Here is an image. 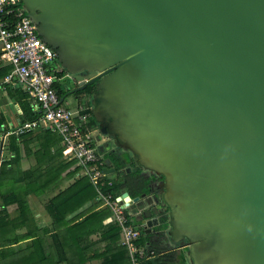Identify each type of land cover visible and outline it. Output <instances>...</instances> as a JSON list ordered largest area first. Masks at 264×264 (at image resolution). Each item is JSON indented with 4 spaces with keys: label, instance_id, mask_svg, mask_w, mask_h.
<instances>
[{
    "label": "water",
    "instance_id": "water-1",
    "mask_svg": "<svg viewBox=\"0 0 264 264\" xmlns=\"http://www.w3.org/2000/svg\"><path fill=\"white\" fill-rule=\"evenodd\" d=\"M21 1L68 73L95 74L67 94L95 83L97 144L162 177L119 196L145 230L166 210L190 264H264V0Z\"/></svg>",
    "mask_w": 264,
    "mask_h": 264
},
{
    "label": "trees",
    "instance_id": "trees-1",
    "mask_svg": "<svg viewBox=\"0 0 264 264\" xmlns=\"http://www.w3.org/2000/svg\"><path fill=\"white\" fill-rule=\"evenodd\" d=\"M10 70V65H0V80L4 78ZM56 88L58 89L60 97L65 96L69 91L60 83H56ZM95 89L96 85L93 83L80 92L78 91V101L84 102L88 106L87 112L91 115V126L97 125L91 108V97ZM15 90L17 93V100L23 111L20 116L21 123L37 119L40 113L34 110L28 93L21 88H15ZM3 122L4 120L0 121V128ZM12 141V145L6 147L4 151L8 152L12 150V152L17 154L18 146L15 137ZM108 157L111 162L110 165H113L117 171L128 166L126 160L120 159L114 154ZM9 164L12 165L11 169L8 167ZM14 164V162H10L7 159L2 163L0 168V183L5 182L8 176L10 177L12 173H15ZM110 165L107 164L104 158V169L107 170L111 167ZM129 166L135 167L132 159L129 162ZM5 171H7V173H5ZM141 171L140 168H135V170L123 177L121 175L118 178L109 176L105 179L106 183L102 189L104 192H110L114 197H118L133 184L136 190L138 189L137 192L133 191L131 193L133 196H140L143 193H148L149 179L139 181L133 180L134 183H131L133 182L131 180H127V178L131 179V177L141 175ZM21 180H24V178H15V182ZM80 180L90 182L87 176L81 177ZM109 180H112V184H108ZM32 182L33 181H28L24 186L20 185V188H29L32 186ZM90 184L92 193H89V197L100 204V202L96 200V189L91 182ZM65 190L55 195L47 204L48 211L52 217L51 227L45 226L43 228H33V230H29L27 233H15L7 240L4 239L7 231L13 230L12 232L14 233L15 230H17L16 225H14L13 229H6L7 226H12V221L7 218V205L18 202L19 213H21L20 215L22 216V224H28V214L26 211L29 207L25 199L17 197L16 193L12 194L10 197L3 196V201L0 203V264H92L94 260H100L101 264H130L128 249L121 243L120 226L115 220L109 223L103 222L111 214L110 209L104 207L101 211L87 214L82 220L69 225L71 220L65 221L62 210L60 209L62 199L68 197V191ZM64 202H66V199ZM138 209V206L132 205V207L125 210V213L129 223L140 229L137 245L144 247L148 255L144 264H189L185 251H177V248H174L177 244L171 242L169 236L165 232L168 227L167 211L163 210L162 212H158L159 224L154 226L151 232H147L145 229L141 228L142 222L137 218ZM130 211H133L132 214ZM97 220L98 223L96 224ZM93 234L98 235L96 240L91 238ZM25 237L31 241L26 244L19 243Z\"/></svg>",
    "mask_w": 264,
    "mask_h": 264
},
{
    "label": "built area",
    "instance_id": "built-area-1",
    "mask_svg": "<svg viewBox=\"0 0 264 264\" xmlns=\"http://www.w3.org/2000/svg\"><path fill=\"white\" fill-rule=\"evenodd\" d=\"M57 62L56 50L42 40L37 26L26 14L22 1L0 0V63L11 66L2 84L23 88L34 110L40 113L37 119L2 132L0 168L5 160L4 139L8 135H22L39 126L58 133L64 152L77 160L96 189V200L111 210L112 219L120 226L121 243L128 249L130 264H144L148 255L144 247L137 245L140 229L129 223L125 213L130 205L127 202L121 203L119 196L114 197L102 189L108 175L104 170V157L97 146V126L90 125L88 106L80 101L73 106H65L60 102L56 83L69 90L89 78H77ZM108 184H112V180ZM141 228H147L145 222L141 223Z\"/></svg>",
    "mask_w": 264,
    "mask_h": 264
},
{
    "label": "crops",
    "instance_id": "crops-1",
    "mask_svg": "<svg viewBox=\"0 0 264 264\" xmlns=\"http://www.w3.org/2000/svg\"><path fill=\"white\" fill-rule=\"evenodd\" d=\"M0 65L4 64L0 63ZM3 79L0 80V121L4 120L0 128L1 142L3 141L2 132L22 124L20 116L23 112L17 100L15 90V88L21 87L13 84H2ZM71 103L69 104L70 106L75 104L74 101H71ZM14 137L18 146L17 154L12 152V150L8 152L4 151V159L15 163V173H12L10 177L8 176L5 182L0 183V203L3 201V196L10 197L14 193H16L17 197L25 199L29 207L26 211L28 214V224L21 223L22 216L19 213L18 202L8 204L6 207L7 218L12 221V226H7L6 229H13L14 225H16L17 230L14 233L12 232L13 230L7 231L4 237L5 240L12 237L15 233H27L29 230H33V228L51 227L52 217L48 211L47 204L50 199L65 189V191H68V197H64L66 202H64V198L62 199L60 209L65 221L71 220L69 225L82 220L85 215L101 211L105 207L100 206L93 198L89 197V193H92L91 184L89 181L80 180L81 177H85L86 175L77 160L64 152V145L58 133L50 130L48 127L39 126L22 135H8L4 139V149L12 145ZM98 138H100V135L98 136L97 134L96 139L98 140ZM103 141L97 144V146L101 145L103 147L104 151H101V154L106 159L107 164L110 165L111 162L108 156L114 153L109 150ZM124 157L128 166L120 170L122 177L133 171L131 169L130 172H127V167H130L129 153H125ZM110 166V169L114 168L113 165ZM8 167L11 169L12 165L9 164ZM15 178H24V180L15 182ZM28 181H33L31 187L20 188V185L24 186ZM127 189L131 193L138 191L133 184ZM130 213L132 214L131 211ZM137 218L138 220L140 219L138 214ZM112 221L114 220L111 213L103 222L109 223ZM140 222L142 221L140 220ZM97 223L98 220L96 221ZM97 237V234H93L91 238L96 240ZM120 239H122V236H120ZM30 241L25 237L19 243L26 244ZM92 264H101V261L94 260Z\"/></svg>",
    "mask_w": 264,
    "mask_h": 264
},
{
    "label": "flooded vegetation",
    "instance_id": "flooded-vegetation-1",
    "mask_svg": "<svg viewBox=\"0 0 264 264\" xmlns=\"http://www.w3.org/2000/svg\"><path fill=\"white\" fill-rule=\"evenodd\" d=\"M93 75H95V74H93ZM95 84V83H94ZM76 87H78V85L77 86H75V87H73V88H71V90L72 89H75ZM87 87V86H86ZM81 91V90H80ZM79 91V92H80ZM69 92V91H68ZM71 94V96L73 97V98H75L76 99V102L79 100V94H78V91L77 92H73V93H70ZM65 99H66V97H65ZM132 168H134V167H132ZM126 175V174H125ZM149 174L147 173L145 176H143V175H136L135 177H131V179L130 178H127V180H131V181H133V180H135V181H139V180H145V179H148V176ZM149 180L151 181V185L153 186V188H154V190H159L160 189V187L158 186V184L160 183V181H161V178L160 177H154V176H150L149 177ZM131 183H134V181L133 182H131ZM149 197H151V196H149ZM149 199V198H148ZM151 200H153V198H150ZM162 209V208H161Z\"/></svg>",
    "mask_w": 264,
    "mask_h": 264
},
{
    "label": "rangeland",
    "instance_id": "rangeland-1",
    "mask_svg": "<svg viewBox=\"0 0 264 264\" xmlns=\"http://www.w3.org/2000/svg\"><path fill=\"white\" fill-rule=\"evenodd\" d=\"M58 63V62H57ZM60 64V63H59ZM93 74L94 73H90V75L88 76V78L89 77H92L93 76ZM79 78V77H78ZM71 101L73 102L74 101V103H76V99L75 98H73L72 96H71V94H66V99L63 101V104L65 105V106H68L70 103H71ZM72 104V103H71ZM98 134V136L100 135V132H98L97 133ZM101 138H102V136H101ZM107 174L110 176V177H113V178H118V177H120V171H117L116 169H114V168H112V169H110V168H108L107 169ZM139 211H140V209H138ZM133 212V211H132ZM177 251H180V249H177ZM183 251V250H182ZM184 251H185V253H186V249H184ZM187 260H188V263L190 264V261H189V258L187 257Z\"/></svg>",
    "mask_w": 264,
    "mask_h": 264
}]
</instances>
